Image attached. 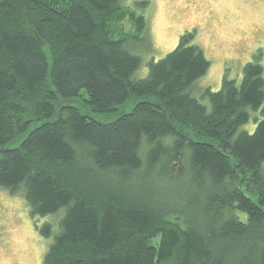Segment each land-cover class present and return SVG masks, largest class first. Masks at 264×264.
<instances>
[{
	"label": "trees",
	"instance_id": "trees-1",
	"mask_svg": "<svg viewBox=\"0 0 264 264\" xmlns=\"http://www.w3.org/2000/svg\"><path fill=\"white\" fill-rule=\"evenodd\" d=\"M146 4L0 0V187L63 210L42 264H264L263 49L208 105L195 29L134 78Z\"/></svg>",
	"mask_w": 264,
	"mask_h": 264
},
{
	"label": "rangeland",
	"instance_id": "rangeland-1",
	"mask_svg": "<svg viewBox=\"0 0 264 264\" xmlns=\"http://www.w3.org/2000/svg\"><path fill=\"white\" fill-rule=\"evenodd\" d=\"M136 1H147L142 9H137L147 16L148 39L128 41L130 51L142 59L134 78L144 77L148 60L160 59L176 46L183 32L195 29L193 43L203 50L210 65L194 82L191 95L208 105L207 100L200 98L204 88L218 90L225 71L230 78L239 81L241 68L251 59L254 50L261 46L264 53V0H124V3L133 6ZM129 27V23L124 22V28ZM262 64L264 68V55ZM131 105L129 100L117 111L128 110ZM94 115L106 120L114 118L116 113ZM254 128L251 118L241 126L249 132ZM262 166L264 171V163ZM62 213L60 210L32 216L22 196L11 195L0 187V264H42L43 255L58 231V220L55 221L54 216L60 218ZM239 217L246 220L242 212ZM45 222L52 225L49 237L40 234Z\"/></svg>",
	"mask_w": 264,
	"mask_h": 264
}]
</instances>
